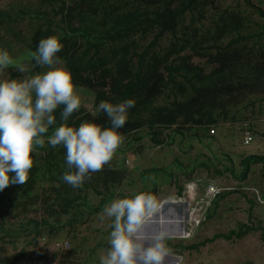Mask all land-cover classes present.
Returning <instances> with one entry per match:
<instances>
[{"label": "rangeland", "instance_id": "rangeland-1", "mask_svg": "<svg viewBox=\"0 0 264 264\" xmlns=\"http://www.w3.org/2000/svg\"><path fill=\"white\" fill-rule=\"evenodd\" d=\"M249 2L264 12V0ZM80 9L87 11L90 5L83 3ZM43 11L49 13L42 17L63 26L61 17L42 0H0L1 16L24 15L19 28L0 26V48L28 69L20 73L10 67L0 79L9 73L27 77L47 70L34 67L28 57L31 29L37 28L32 18ZM102 14L97 12V22ZM263 25L243 0H200L174 32L160 35L149 29L125 43L126 49H120L116 58L129 59L132 72L142 65L148 78L143 99H136L130 112L133 127L122 133L123 142L112 160L91 173L80 188L63 180L70 171L63 147L46 143L34 153L33 166L39 174L51 163L46 175L60 181L46 182L37 176L24 197L10 188L0 190V264H28L35 252L62 264H99L109 246L111 221L101 222L98 214L114 199L139 191L157 194L158 210L147 223L163 225L170 236L164 264H264ZM171 65L178 66L179 73L170 81ZM119 77L126 81L127 75ZM183 77L209 95L199 98ZM91 84L92 88L77 82L79 112L98 116L93 88L108 93L110 86L100 73ZM193 99L202 114L194 112V121L184 125L164 124L154 111ZM243 125L251 130L248 146L242 142ZM250 157L260 162L251 164L242 177V162ZM210 185L221 197L200 204L204 212L195 218L199 213L193 209L199 210ZM63 243L68 244L66 249H53Z\"/></svg>", "mask_w": 264, "mask_h": 264}, {"label": "clouds", "instance_id": "clouds-1", "mask_svg": "<svg viewBox=\"0 0 264 264\" xmlns=\"http://www.w3.org/2000/svg\"><path fill=\"white\" fill-rule=\"evenodd\" d=\"M65 45L59 35L42 38L31 53L34 67L46 68L27 77L0 79V190L10 184H24L33 167V155L46 143L63 147L70 171L65 183L80 188L91 173L110 162L123 142L120 132L129 120L136 99L111 102L101 100L98 111L108 125L96 120L72 122L81 110V96L72 70L59 55ZM10 67L28 71L5 48H0V74ZM59 115V120L57 119ZM51 129V134H48ZM158 197L139 191L107 204L98 214L101 222L110 220V237L99 264H164L170 236L161 231L151 239L140 235L141 225L158 210Z\"/></svg>", "mask_w": 264, "mask_h": 264}, {"label": "trees", "instance_id": "trees-1", "mask_svg": "<svg viewBox=\"0 0 264 264\" xmlns=\"http://www.w3.org/2000/svg\"><path fill=\"white\" fill-rule=\"evenodd\" d=\"M243 1L246 7L264 22L263 10L253 6L249 0ZM83 3L89 4L90 9L82 11L80 8ZM42 4L49 7L53 15L61 17L60 22L63 26L46 17H42V15L48 16V11L37 12V17L32 18L37 28L35 30L31 29V44H29L28 52L31 63L34 64L31 53L37 49L39 41L50 35H59L65 45L59 55L72 70L76 84L77 82L78 84L85 83L86 86L92 88L91 83L98 73L108 81L110 86L108 93L102 90L96 91L93 88L94 108L97 109L101 100L116 102L128 97L143 99L144 92L147 89L148 78L147 74L142 72V65L132 72L129 59L124 61V58H116V54H118V51L126 49L125 43L128 42V45L137 35H146L149 29H156L160 35L174 32L184 14L195 10L197 5L200 4V0H42ZM125 4H130V8ZM92 9H94V12H92ZM100 10L103 14L100 21L97 22L96 15ZM23 16L22 13L16 14L14 18L0 15V26L6 25L9 30H12V26L19 28L23 22ZM99 23L101 25L100 28L98 27ZM262 28L264 33V25ZM262 32L257 34V40L258 38L259 40L261 39ZM196 69V72L200 71L198 68ZM167 71L169 72V80H175L173 74L179 73V67L171 65L167 68ZM123 73L127 75L126 81L119 77ZM183 81H187L188 87H191L199 98L209 95L197 89L191 80L183 77ZM248 81L252 82L253 85L256 83L255 79L248 78ZM261 86L264 87V84ZM113 93H115L114 98L111 97ZM147 99L149 100L150 98ZM154 111L164 124L172 125L178 121L181 125H184L189 121H194V112L198 115L202 114V107L193 99L192 102L174 101L169 108L157 107L154 108ZM57 119L59 120L58 114ZM85 119L96 120L105 126L108 125V120L103 112H100L98 116L77 112L74 113L72 122L78 124ZM132 120H128L126 125L120 130L121 133L131 130L133 123H135ZM200 120L202 119L200 118ZM208 121L211 124V120L209 119ZM149 127L152 129L153 125H149ZM49 134H51V129L46 135ZM259 162L260 159L252 157L244 160L242 162L244 169L242 177L245 176L251 164ZM51 167L52 164L50 163V166L46 168V172H42V175H40L38 168L33 166L29 172V178L24 184H10L2 191H7L10 188L24 197L29 194V191L36 184L37 176L46 182H52V180L60 181L46 175L51 170ZM220 197L218 196V198ZM66 202L64 201V203ZM38 228L39 226H35L36 232H38ZM237 236L240 237V235Z\"/></svg>", "mask_w": 264, "mask_h": 264}, {"label": "built area", "instance_id": "built-area-1", "mask_svg": "<svg viewBox=\"0 0 264 264\" xmlns=\"http://www.w3.org/2000/svg\"><path fill=\"white\" fill-rule=\"evenodd\" d=\"M242 139H243V145L244 146H248L252 143V135H251V130L249 127L243 125V133H242ZM219 190H217L214 186L210 185L208 186L207 190L205 191L206 196L204 197V199H200V201L202 203H199V205L197 206V209L199 208V210H195V208L193 209L195 212L199 213L197 216H195V218H199L200 214L202 215L204 211H202V206L203 204L205 205H209L211 202L214 201V198L217 196H219ZM199 202V201H197ZM196 202V204H197ZM201 204V205H200ZM194 212L192 211L191 216L189 215V220L191 219V222H193V218H194ZM190 222V224H191ZM68 247L67 243H63L61 244H54L53 245V249L55 251H58L60 249H66ZM28 264H62L60 263L58 260H56V258L52 257V256H45L41 253L35 252L33 255H31V257L29 258Z\"/></svg>", "mask_w": 264, "mask_h": 264}, {"label": "bare ground", "instance_id": "bare-ground-1", "mask_svg": "<svg viewBox=\"0 0 264 264\" xmlns=\"http://www.w3.org/2000/svg\"><path fill=\"white\" fill-rule=\"evenodd\" d=\"M149 221L150 218H148L140 228V235L146 239H151L165 229L161 224L147 223Z\"/></svg>", "mask_w": 264, "mask_h": 264}, {"label": "water", "instance_id": "water-1", "mask_svg": "<svg viewBox=\"0 0 264 264\" xmlns=\"http://www.w3.org/2000/svg\"><path fill=\"white\" fill-rule=\"evenodd\" d=\"M146 220H147V219H146ZM146 220H145V221H146ZM144 223H145V222H144ZM144 223H143V224H144ZM143 224H142V225H143ZM142 225H141V227H142Z\"/></svg>", "mask_w": 264, "mask_h": 264}]
</instances>
